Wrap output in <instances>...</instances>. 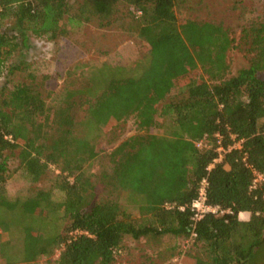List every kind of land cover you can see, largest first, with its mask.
<instances>
[{"label": "trees", "instance_id": "obj_1", "mask_svg": "<svg viewBox=\"0 0 264 264\" xmlns=\"http://www.w3.org/2000/svg\"><path fill=\"white\" fill-rule=\"evenodd\" d=\"M176 1L0 0V28L14 20L17 32L0 29V77L15 52L29 48L28 30L54 40L63 24L107 28L120 5L131 8L137 35L150 46L138 62L139 76L103 64L95 73L108 69L112 75L101 89L88 90L89 72L85 84L70 89L53 109L32 82L0 87V262L10 261L8 234L20 227L21 264L56 250V264H112L126 239L164 236L190 241L194 251L183 256L189 264H264V23L243 30L253 55L228 76L233 40L227 29L178 18ZM191 45L201 53H192ZM196 59L207 79L192 76ZM13 69L20 68L8 73ZM179 79L182 88L163 102ZM76 95L83 99L78 104ZM132 114L146 131L101 157L95 141ZM158 119L168 129L148 133L161 128ZM216 135L224 151L207 171L218 156ZM232 135L242 140L241 148L229 149ZM19 148V168L30 182H39L50 166L58 173L46 189L10 202L4 185L12 172L3 153ZM96 162L103 165L91 172ZM253 170L263 180L252 187ZM203 178L208 202L231 213L206 215L193 228L189 205ZM240 212L249 218L239 219Z\"/></svg>", "mask_w": 264, "mask_h": 264}, {"label": "rangeland", "instance_id": "obj_2", "mask_svg": "<svg viewBox=\"0 0 264 264\" xmlns=\"http://www.w3.org/2000/svg\"><path fill=\"white\" fill-rule=\"evenodd\" d=\"M118 10L117 18L110 27L99 28L95 23H84L78 27L63 24L62 32H59L54 40L47 36L36 37L28 30L29 48L18 50L5 64L0 77V87L6 86L11 89L16 84L32 82L38 87L47 106L53 109L57 100L70 89L80 88L85 84L89 72L92 80L91 86L87 89L92 92L101 89L105 85V77L111 73L108 69L95 73L96 70L93 69L103 64L112 68H123V74L126 76H139L142 67H137L138 62L150 46L138 37L136 18L131 8L120 5ZM176 15L180 19L214 22L227 29L233 40L231 48L226 53L230 76L240 68L246 67L253 55L249 39L244 37L243 30L253 23H264V0H177ZM13 26L14 20H6L1 23L0 29L17 34L12 30ZM190 50L195 54L201 53L199 47L192 45ZM12 66H19L20 69H13L8 73ZM191 74L196 80L201 77L207 79L197 59ZM262 77L264 78V73ZM182 86L181 79L175 81L163 102L170 100ZM79 98L82 99L79 95L75 96L76 104ZM158 121L161 128L150 127L148 133L162 134L164 129H168L166 121L160 119ZM138 122V117L132 114L118 126L104 131L95 141L99 155L104 157L122 140L139 131H146L145 128L139 127ZM19 153L20 148L3 153L12 172L4 185L5 196L10 202L17 198H25L36 189H46L58 173L55 167L50 166L48 173L39 182H30L19 168L21 162ZM102 165V162H96L90 171L96 172ZM55 196L60 195L55 192ZM8 238L10 261L1 260L0 264L15 262L21 264L19 257L22 251V229L13 228ZM56 251L51 256L41 257L32 264H56ZM188 251L193 252L194 249L187 239L169 236L139 241L126 239L116 252L112 264H180V255Z\"/></svg>", "mask_w": 264, "mask_h": 264}, {"label": "built area", "instance_id": "obj_3", "mask_svg": "<svg viewBox=\"0 0 264 264\" xmlns=\"http://www.w3.org/2000/svg\"><path fill=\"white\" fill-rule=\"evenodd\" d=\"M135 13L138 15L140 14V11H135ZM216 137H217L216 144H217L218 156L214 158L212 162L206 167L207 171H209L214 166L215 163H218L221 160L222 152L224 151V149L221 146L220 136L216 135ZM231 139L233 140V143L232 145L229 146V149L230 148H238V149L241 148L242 140H235V137L233 135L231 136ZM202 144H203V141L200 140L196 143V146L201 147ZM253 174H254V178L252 181V187L256 186L260 181L263 180V175L257 172L256 170H253ZM207 189H208V181L206 178H203L199 183L197 196L191 201L189 205V211L191 215L190 219L192 221L193 228L195 224L206 215L211 214V215L221 216L224 214L231 213L230 209H223L219 205L210 204L207 199ZM172 206L173 205L169 203L165 204V207L168 209L171 208ZM177 209L180 211H184L185 207L178 206ZM194 235L195 233L192 230L191 237H193ZM58 255H59V250L56 251V258L58 257Z\"/></svg>", "mask_w": 264, "mask_h": 264}, {"label": "crops", "instance_id": "obj_4", "mask_svg": "<svg viewBox=\"0 0 264 264\" xmlns=\"http://www.w3.org/2000/svg\"><path fill=\"white\" fill-rule=\"evenodd\" d=\"M238 216H239V219H241V220H247L249 218L248 212H240V214ZM184 253H182L180 255L179 262H180V264H189L188 258L183 257ZM183 258H184V261H183Z\"/></svg>", "mask_w": 264, "mask_h": 264}]
</instances>
